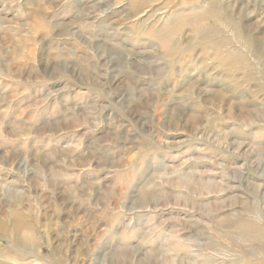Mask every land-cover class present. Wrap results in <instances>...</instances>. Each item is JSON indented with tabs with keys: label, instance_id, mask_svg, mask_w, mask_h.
Segmentation results:
<instances>
[{
	"label": "rangeland",
	"instance_id": "374dc122",
	"mask_svg": "<svg viewBox=\"0 0 264 264\" xmlns=\"http://www.w3.org/2000/svg\"><path fill=\"white\" fill-rule=\"evenodd\" d=\"M262 9L0 0V264H264Z\"/></svg>",
	"mask_w": 264,
	"mask_h": 264
},
{
	"label": "bare ground",
	"instance_id": "6f19581e",
	"mask_svg": "<svg viewBox=\"0 0 264 264\" xmlns=\"http://www.w3.org/2000/svg\"><path fill=\"white\" fill-rule=\"evenodd\" d=\"M250 1V0H249ZM230 3V2H229ZM262 11H263V9L262 10H259V11H256V10H253V13L255 14H258V16H259V18L262 20V21H264V13H262ZM95 13V12H94ZM92 15V14H91ZM88 18V17H87ZM92 20V19H91ZM263 26H264V22H263ZM250 36V35H249ZM101 41V40H100ZM14 51V50H13ZM15 52V51H14ZM12 59V58H11ZM10 62V61H9ZM40 62V61H39ZM11 63V62H10ZM5 64V63H4ZM5 66V65H4ZM6 68V67H5ZM24 71H26V70H24ZM15 74V73H14ZM27 79V78H26ZM102 88H103V86H102ZM263 103V102H262ZM75 109V108H74ZM72 110V109H71ZM75 112V111H74ZM78 113V112H77ZM81 114V113H80ZM80 117V116H79ZM81 118V117H80ZM48 121V120H47ZM254 121V120H253ZM11 126V125H10ZM8 127V126H7ZM17 127V126H16ZM14 127H12V129H13ZM25 130V129H24ZM26 131V130H25ZM9 133V132H8ZM15 135V134H14ZM16 137V136H15ZM9 138H10V136H9ZM8 138V139H9ZM18 138V137H17ZM35 152V151H34ZM42 155V154H41ZM6 156H8V157H12V155H6ZM39 158V157H38ZM100 162V161H99ZM101 170V169H100ZM56 178V177H55ZM16 228L18 227L17 225L15 226Z\"/></svg>",
	"mask_w": 264,
	"mask_h": 264
}]
</instances>
